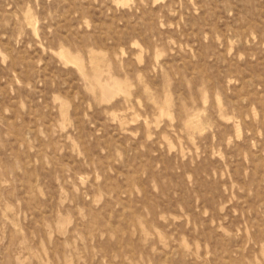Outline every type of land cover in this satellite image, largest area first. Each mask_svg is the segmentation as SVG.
Segmentation results:
<instances>
[{
  "label": "rangeland",
  "instance_id": "1",
  "mask_svg": "<svg viewBox=\"0 0 264 264\" xmlns=\"http://www.w3.org/2000/svg\"><path fill=\"white\" fill-rule=\"evenodd\" d=\"M0 264H264V0H0Z\"/></svg>",
  "mask_w": 264,
  "mask_h": 264
}]
</instances>
